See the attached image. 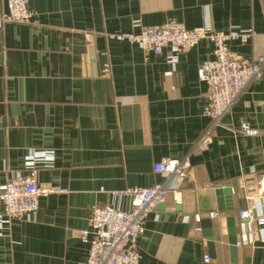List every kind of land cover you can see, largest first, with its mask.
I'll use <instances>...</instances> for the list:
<instances>
[{"label": "crops", "instance_id": "obj_1", "mask_svg": "<svg viewBox=\"0 0 264 264\" xmlns=\"http://www.w3.org/2000/svg\"><path fill=\"white\" fill-rule=\"evenodd\" d=\"M26 2L30 22L0 29V186L34 172L39 184L63 191L13 218L0 200V264H84L89 244L80 232L92 207L127 208L128 199L110 193L160 183L154 163L184 158L185 176L171 179L164 207L154 206L136 239L140 264H264V225L256 227L263 216L264 66L210 130L207 147L195 149L211 122L197 67L213 58L212 43L156 55L117 37L170 21L248 29L247 42L227 44L253 61L264 54V0ZM243 122L260 133H239ZM216 187L232 188L233 209H216ZM244 208L251 210L247 232Z\"/></svg>", "mask_w": 264, "mask_h": 264}, {"label": "built area", "instance_id": "obj_2", "mask_svg": "<svg viewBox=\"0 0 264 264\" xmlns=\"http://www.w3.org/2000/svg\"><path fill=\"white\" fill-rule=\"evenodd\" d=\"M31 12L26 0H7V10L0 11V29L5 22H30ZM253 35L248 29L213 31L208 26L186 28L182 23L170 21L151 25L136 34H118L119 40L136 43L140 48L160 55L165 48L180 52L194 47L200 40L208 39L213 45V58L204 60L197 67V77L207 86V101L203 114L211 119L210 127L196 139L194 148L205 149L210 141V130L221 124L242 92L261 74L264 66V54L250 61L238 58L228 48L227 42L238 40L245 43ZM239 133L254 136L260 130L243 122L237 129ZM189 161L164 159L154 163L162 182L147 187H133L113 191L110 195L118 200L128 199L127 208L111 204L95 205L91 209L88 227L80 232L83 241L89 244L87 260L84 264H140L136 250V239L142 233L144 222L154 206L166 199L168 186L172 178L184 177ZM63 189L52 185L39 184L34 172L29 175L16 174L7 183L0 186V200L4 214L9 217L31 215L36 212L39 198ZM213 216V213H210ZM241 219L249 218L251 210L239 211ZM199 218L197 217V220ZM259 226L264 225V215L257 217ZM250 241V236L247 237ZM241 243V241H239ZM208 260V256H205Z\"/></svg>", "mask_w": 264, "mask_h": 264}, {"label": "water", "instance_id": "obj_3", "mask_svg": "<svg viewBox=\"0 0 264 264\" xmlns=\"http://www.w3.org/2000/svg\"><path fill=\"white\" fill-rule=\"evenodd\" d=\"M232 188L231 187H216L214 188V191H213V195H214V200H215V204H216V209L217 210H224V209H233V205H232ZM207 199L205 198V201ZM257 203L259 205V210H260V213L262 215H264V195H258L257 196ZM158 208H162L164 207V204L163 202L162 203H158L157 205ZM176 209H180L179 206L176 207ZM257 216V212L256 210H254L253 212V217L256 218ZM229 221H231V219H229ZM201 223L205 225V223L209 226H211V219L210 218H205V219H202L201 220ZM248 223H249V218H245V219H241V224L244 226V230L245 232L248 231L249 229V226H248ZM256 227L259 228V225L256 224ZM207 235L209 236V240L213 242V236H212V231L209 230L207 231ZM232 246H231V251L234 253L235 251V243H236V238H232L230 239L229 241Z\"/></svg>", "mask_w": 264, "mask_h": 264}]
</instances>
